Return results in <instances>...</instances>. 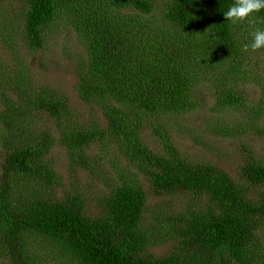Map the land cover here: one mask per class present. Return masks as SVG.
Here are the masks:
<instances>
[{
    "label": "trees",
    "instance_id": "obj_1",
    "mask_svg": "<svg viewBox=\"0 0 264 264\" xmlns=\"http://www.w3.org/2000/svg\"><path fill=\"white\" fill-rule=\"evenodd\" d=\"M104 1L26 0L23 37L31 49L43 45L50 24L65 15L78 17L76 27L87 47L84 66L77 69L78 91L83 99L100 103L108 121L105 129L74 128L65 143L86 160V150L97 138L129 142L131 157L146 171L156 194L186 192L200 199L194 200L198 206L174 216L176 224L163 228L168 235L163 233L160 241L172 236L176 243L157 256L147 251L156 236L144 226L148 193L141 184H115L97 213L88 211L80 193L61 198L48 193V186L58 184V175L44 159L47 145L19 133L26 109L7 96L0 77V100L5 102L0 124L11 139L5 141L9 150L0 174V256L9 264H42L46 254L53 260L69 257L75 264H264L257 241L264 226V192L260 198L250 196L252 186L264 189V164L248 150L250 159L234 179L212 163H193L177 146L168 122L161 120L197 108L195 81L221 73L229 60L222 59L223 51L238 55L244 48L238 23L232 25L223 13L235 0ZM86 3L96 11L83 17ZM158 4L161 12H156ZM110 9L125 11V16H113ZM254 15L264 21V10ZM256 23L264 28V22ZM236 66L234 60L232 72ZM216 80L221 84L219 105L240 110L242 96L221 77ZM21 81H11L20 99H26L27 90L29 101L52 117L68 115L64 96L25 90ZM151 117L160 120L153 125L161 151L141 139L143 122ZM236 128L227 125L222 134ZM45 135L48 139L49 133Z\"/></svg>",
    "mask_w": 264,
    "mask_h": 264
},
{
    "label": "rangeland",
    "instance_id": "obj_2",
    "mask_svg": "<svg viewBox=\"0 0 264 264\" xmlns=\"http://www.w3.org/2000/svg\"><path fill=\"white\" fill-rule=\"evenodd\" d=\"M101 1L105 3L104 0ZM25 10L26 0H0V77H4L6 81L7 96L19 107L26 109L25 118L20 121L24 130H19V133L23 132V138L27 141L47 145L44 159L58 175V184L48 186V193L58 198L68 193H80L86 200L88 211L97 213L115 184L125 181L141 184L148 193L144 226L156 236V239L153 236L154 244L147 251L157 256L165 255L174 246L176 239L170 236L161 242L163 233L168 235L163 228L175 225L174 216L197 207L198 203L194 200L200 199L186 192L156 194L146 171L140 169L134 157H131L129 142L122 143L111 137L97 138L87 148L86 160L69 150L65 138L72 135L74 128L105 129L108 126L102 105L95 100L83 99L78 91L77 69L83 62L82 58L87 55V47L76 27L78 17L74 15L67 18L65 15L50 24L45 29L43 45L38 49H31L23 37ZM94 11L86 3L80 15L84 17L88 12ZM161 11L162 5L158 4L156 12ZM122 12L110 9L113 16L124 17L126 12ZM156 21L152 17V22L156 24ZM257 21L264 22L254 15L250 21L237 24V36L244 45L251 42L250 39L247 41L246 36H251L255 27H259ZM222 54V59L225 56L229 60L221 73H210L209 77L195 81L193 85V98L197 99L199 106L161 120L168 122L175 142L186 159L193 163H212L234 179H239L243 165L250 159V151L264 164V50L249 49L246 52L244 48H239L238 55L233 52L225 55V51ZM234 60L237 61V66L232 72ZM226 74L228 76L225 78ZM218 77H221L226 87L231 86L242 96L240 110L230 111L219 105L217 95L221 92V84L216 80ZM19 78L22 79L21 85L25 90H52L57 91L56 96H64L69 108L68 115L64 119L52 117L50 112L29 101L27 90L26 99H20L11 84L12 80ZM4 81L0 83V94L4 91ZM1 109H5V102L0 100V111ZM158 121L160 120L153 117L143 122L141 139L149 148L161 151L153 125ZM227 125L239 128L224 135L222 128ZM45 133H49L48 139L45 138ZM4 135L8 136V140L3 138ZM9 140V131L1 123L0 174L9 150L5 141ZM19 179L23 181L24 177L20 176ZM250 190L253 198L262 197L264 192L262 186H252ZM257 234V241L264 250V226ZM41 253L44 251L41 250ZM45 258L46 262L42 259V264H75L65 256L53 260L46 254ZM0 264H9V260L0 256Z\"/></svg>",
    "mask_w": 264,
    "mask_h": 264
},
{
    "label": "clouds",
    "instance_id": "obj_3",
    "mask_svg": "<svg viewBox=\"0 0 264 264\" xmlns=\"http://www.w3.org/2000/svg\"><path fill=\"white\" fill-rule=\"evenodd\" d=\"M264 10V0H235L226 11H223L227 21L232 25L251 19L256 13ZM250 44L244 45V51L264 50V28L257 27L251 32Z\"/></svg>",
    "mask_w": 264,
    "mask_h": 264
}]
</instances>
